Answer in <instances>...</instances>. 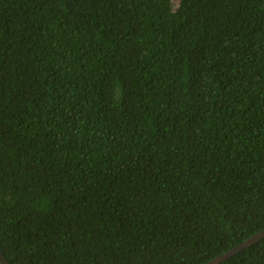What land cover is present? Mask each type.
<instances>
[{"label": "trees", "instance_id": "trees-1", "mask_svg": "<svg viewBox=\"0 0 264 264\" xmlns=\"http://www.w3.org/2000/svg\"><path fill=\"white\" fill-rule=\"evenodd\" d=\"M262 231L264 0H0L8 264H206Z\"/></svg>", "mask_w": 264, "mask_h": 264}, {"label": "water", "instance_id": "water-1", "mask_svg": "<svg viewBox=\"0 0 264 264\" xmlns=\"http://www.w3.org/2000/svg\"><path fill=\"white\" fill-rule=\"evenodd\" d=\"M262 239H264V231L252 236L251 238H249L248 240H246L245 242H243L242 244H240L239 246L231 249L230 251L214 258L213 260L209 261L206 264H221L222 262L226 261L227 259L233 257L234 255L238 254L240 251L258 243L259 241H261ZM0 263L1 264H8L6 259L3 257L2 253L0 252Z\"/></svg>", "mask_w": 264, "mask_h": 264}]
</instances>
